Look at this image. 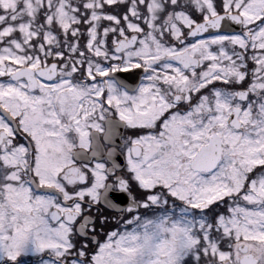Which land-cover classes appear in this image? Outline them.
I'll use <instances>...</instances> for the list:
<instances>
[{
	"label": "snow or ice",
	"instance_id": "obj_1",
	"mask_svg": "<svg viewBox=\"0 0 264 264\" xmlns=\"http://www.w3.org/2000/svg\"><path fill=\"white\" fill-rule=\"evenodd\" d=\"M0 264H264V0H0Z\"/></svg>",
	"mask_w": 264,
	"mask_h": 264
}]
</instances>
